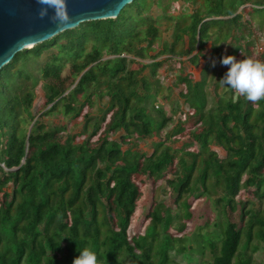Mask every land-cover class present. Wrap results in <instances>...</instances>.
<instances>
[{
	"label": "trees",
	"instance_id": "16d2710c",
	"mask_svg": "<svg viewBox=\"0 0 264 264\" xmlns=\"http://www.w3.org/2000/svg\"><path fill=\"white\" fill-rule=\"evenodd\" d=\"M258 17L264 0H133L115 18L17 52L0 69V264H72L85 247L102 264H174L171 253L204 264L206 249L211 264H264L255 256L264 255V100L235 98L218 82L222 55H253ZM202 57L194 79L183 61L198 67ZM68 63L74 86L65 93L44 83L48 107L35 117L34 86ZM164 63L177 72L166 87ZM94 100L102 104L91 113ZM57 113L82 118L79 134L44 119ZM185 136L197 150L177 147ZM136 173L164 183L175 207L156 202L144 230L131 234L142 195ZM201 199L213 217L200 213L187 233Z\"/></svg>",
	"mask_w": 264,
	"mask_h": 264
},
{
	"label": "rangeland",
	"instance_id": "374dc122",
	"mask_svg": "<svg viewBox=\"0 0 264 264\" xmlns=\"http://www.w3.org/2000/svg\"><path fill=\"white\" fill-rule=\"evenodd\" d=\"M176 6V5H174ZM249 4H246L244 7H242L244 16H249V14L247 15V12L249 11ZM241 8V9H242ZM239 9V10H241ZM176 11V10H175ZM251 17V15H250ZM258 21H255V24L262 27V30H256V34H255V44H254V52L253 55H251L252 57L255 58H260V56L263 54L264 56V24H260L261 20H264V18H260L258 17L257 19ZM227 44L225 43L224 50L228 49L230 46H226ZM208 53V49L206 50L204 55H207ZM205 57V56H204ZM204 57L200 58V62H199V66L198 67H193L191 66L186 60L183 61V68L185 72H191L192 76L194 77V79H196L198 77V72L200 70V68L202 67L203 63H204ZM182 59H185V57H183ZM171 66L172 70H169V67ZM176 69L173 67L172 64L168 65L167 63H164L163 66L159 69V75H160V79L163 82V86H170L172 85V83H174L176 81ZM77 80V76L72 72V68L70 67V63L66 64L63 68L62 71L60 73L59 78H45L44 80L39 79L38 83L34 86L33 88V93H34V100L31 106V110L32 113L34 114L35 117H38L42 111H44L48 105H46L45 103V87H44V83H52L57 85L60 88H66L68 89L65 93H68L69 90L74 86L75 81ZM183 87H185V84L183 85H178L176 87H173V96H175L176 91H179L180 89H182ZM164 91H166L165 89H163ZM220 92H222L221 88L219 89ZM106 99H104L102 102H104ZM94 106L91 109V113H96L98 107L102 104L101 102L94 100ZM179 102L181 103V106L183 107V110H186L188 105L183 103L181 99H179ZM159 103H162L164 105V107L166 108V110L169 109V104L167 102H162V100L159 98ZM169 113V112H168ZM178 115V116H177ZM175 115V117H181L179 116V114ZM44 119L46 121L50 120L53 123H57L60 125L66 124L68 127V130H70V132L74 133V134H79L81 127H82V123L83 120L82 118H79L78 120L73 119L70 120L68 117L66 118L65 116H62L60 113L57 114H50L44 117ZM89 129V128H88ZM64 133V132H62ZM112 138H114L115 136L112 135ZM82 137H79L77 140L81 139ZM96 137H94L93 141H95ZM183 142H178L176 145L179 149H185L186 147H190L192 146L193 149L197 150V146L196 144L190 141V138L185 136L184 139H182ZM187 141V142H184ZM191 142V143H189ZM152 144V140H148L146 143H140L139 144V149L140 150H144V149H148V146ZM175 145V146H176ZM211 147L213 149H215L218 153V155L220 157H223L225 155V152L223 151V149H221L220 147H218L217 145L211 144ZM135 179L137 180V182L139 183L140 189H141V197L138 199L137 201V207H136V211L132 217V221H131V225H130V233H138L139 231H143L145 226L148 224L149 220L147 218V214L149 212V210L153 207V205L158 202V201H162L165 205L170 206L172 208L175 207L174 203H173V195L170 192V190L164 188V183H158L156 185L153 184V182L151 181V179H149L146 175H141L139 173L134 174ZM165 189V190H164ZM6 190L8 192L11 191V186H7ZM245 192L242 191L241 195L244 196ZM206 199H201L200 201H197L194 208L192 209V217L190 219V221H188L186 223L185 226V232L187 233H192L194 230H196L198 228V226H200L202 224V222L204 221L203 218L199 219V214H207L205 217L209 216L210 218L213 217L211 212V207L209 206V202L204 201ZM169 231L172 232L173 234L177 235L178 232L176 231L175 228L170 227ZM143 238V244L145 247L149 248L150 246H152V241H150L149 239H147L145 236L142 237ZM261 251H257L255 253L256 257L259 258H263L264 255L262 253H260ZM173 259H174V264H189L186 260L185 257H183L180 254H174L171 253ZM129 260V259H128ZM204 264H211V253L206 249L205 253H204ZM128 264V261L127 263ZM193 264V263H191Z\"/></svg>",
	"mask_w": 264,
	"mask_h": 264
},
{
	"label": "water",
	"instance_id": "95a60500",
	"mask_svg": "<svg viewBox=\"0 0 264 264\" xmlns=\"http://www.w3.org/2000/svg\"><path fill=\"white\" fill-rule=\"evenodd\" d=\"M133 0H65L67 22L54 23L53 9L41 18L37 0H0V69L13 56L58 33L91 20L115 18Z\"/></svg>",
	"mask_w": 264,
	"mask_h": 264
},
{
	"label": "clouds",
	"instance_id": "9594fccd",
	"mask_svg": "<svg viewBox=\"0 0 264 264\" xmlns=\"http://www.w3.org/2000/svg\"><path fill=\"white\" fill-rule=\"evenodd\" d=\"M42 5L38 15L43 18L48 14V9H53L50 19L54 23L67 22L69 17L66 11L65 0H37ZM237 59L234 55H222L220 63L227 66V72L218 81L221 87L227 86L234 94L235 98L245 97L253 104L264 100V60L244 56ZM213 61V67L215 66ZM79 255L75 257L72 264H102L98 253L89 247L79 250Z\"/></svg>",
	"mask_w": 264,
	"mask_h": 264
}]
</instances>
